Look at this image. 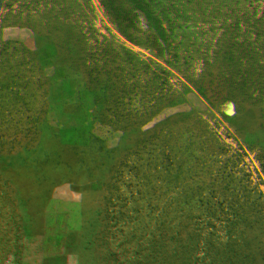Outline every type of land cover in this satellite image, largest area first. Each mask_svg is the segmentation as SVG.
I'll return each mask as SVG.
<instances>
[{"label":"rangeland","instance_id":"obj_1","mask_svg":"<svg viewBox=\"0 0 264 264\" xmlns=\"http://www.w3.org/2000/svg\"><path fill=\"white\" fill-rule=\"evenodd\" d=\"M260 2L0 0L59 77L7 152L0 230L35 233L37 264H264Z\"/></svg>","mask_w":264,"mask_h":264},{"label":"trees","instance_id":"obj_2","mask_svg":"<svg viewBox=\"0 0 264 264\" xmlns=\"http://www.w3.org/2000/svg\"><path fill=\"white\" fill-rule=\"evenodd\" d=\"M259 1H261L260 10L257 17H253L251 21L254 23L256 20V27L260 24L259 28L264 32V5L262 0ZM20 13L23 14L19 17ZM235 16L240 17L239 14ZM236 17L232 20L234 29L229 32L231 36L223 30L224 28L218 29L220 33L217 30L216 34L225 40L229 35L233 45L235 44L234 50L237 52H234L237 57L241 51L237 45L241 37V28ZM26 18L27 13L18 9L0 10V216L9 215L14 202L11 185L16 174L11 175L8 170L10 164L7 162V152L20 139L22 128L27 124L35 125L36 120L45 110L43 93L51 74L48 70L49 58L39 53L34 45L26 43L25 38L20 35V25L26 22ZM256 27L252 28L253 32ZM261 36L262 44L254 45V47L260 46L254 49L257 53L260 52V48H264V34L261 33ZM248 49L249 45L245 47L246 52ZM73 189L67 195L72 196L75 193L76 196L77 191ZM63 195L60 192H51L46 206L47 214H51L52 210H55V213L60 211L57 199L62 198ZM71 203L72 200L66 198L62 204V211L69 209ZM19 234L20 231L15 232L14 229L0 230V264L38 263L41 248V244L37 241L38 237L33 233L31 236L34 239L31 237L21 240ZM90 234L93 237L95 235L94 232Z\"/></svg>","mask_w":264,"mask_h":264},{"label":"flooded vegetation","instance_id":"obj_3","mask_svg":"<svg viewBox=\"0 0 264 264\" xmlns=\"http://www.w3.org/2000/svg\"><path fill=\"white\" fill-rule=\"evenodd\" d=\"M118 55H120L119 53H118ZM146 67V66H145ZM53 72V71H52ZM53 73H51L49 76V80H47L46 81V85H45V88H44V93H43V96L45 97V105H46V103H49L50 102V99L47 97V96H45V89L47 88V86L51 83V80H53V79H58L59 77H57L56 75L55 76H51ZM148 79H150V77H148ZM120 115V114H119ZM36 122H37V120H36ZM35 122V123H36ZM68 157H69V155H68ZM67 163H68V166H72V168H73V170L74 169H76V168H78V163H77V161H76V159L74 158L73 159V157H69L68 158V161H67Z\"/></svg>","mask_w":264,"mask_h":264}]
</instances>
